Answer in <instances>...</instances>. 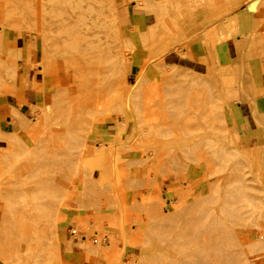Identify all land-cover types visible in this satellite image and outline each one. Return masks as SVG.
<instances>
[{
	"label": "rangeland",
	"instance_id": "rangeland-1",
	"mask_svg": "<svg viewBox=\"0 0 264 264\" xmlns=\"http://www.w3.org/2000/svg\"><path fill=\"white\" fill-rule=\"evenodd\" d=\"M70 1L72 4L66 8L64 16L51 26L38 25L14 5L11 7L15 9L9 7L6 14H0V30L10 37L16 35L31 40V36H35L36 57L32 67L35 71L43 70L38 74L51 78L53 82L44 100L33 105V119L26 120L14 132L0 134V172L7 173L0 174V188L3 189V192L0 189L3 223L0 261L3 264H61L58 232L70 222L74 230L68 241L86 239L83 245L89 249L103 247L101 254L108 264H115L116 259L121 258L126 245L132 250V255L126 256V264H159L167 256L173 258L175 254L188 251V245L178 242L180 236L187 237L197 230L201 233L202 229L209 235L214 231L216 239L224 235L221 233L220 236V229L232 220V216L226 217L217 210L229 201L230 185L243 188L245 202L251 204L243 209L238 223L249 236V241L242 247L245 254L238 240L228 242L222 236L221 241L228 242L233 253H241L242 264L262 255L264 238L259 239L256 230L264 229L258 225L259 222L264 225V141L252 139L244 133L235 110L240 102L256 95L252 66L264 63V0H133L132 15L141 17V20L130 23L123 15L124 6L130 0ZM236 14H248L244 19L248 25L245 34L240 35L236 29ZM74 17L79 18V33L88 37L85 40L89 45L87 49L100 50V61L97 62L100 66H93V70L98 69L100 79L95 76L93 67L88 66L91 62L87 61L86 55L79 54L62 38L61 24ZM218 26L222 27L217 29ZM224 28L227 33L218 35V31L222 32ZM238 35L239 41L234 38ZM43 36L48 39L46 44ZM228 38L234 40V47H229L231 59L220 60L215 45ZM194 41L205 47L203 58L198 59L190 53ZM117 54L122 60L121 66ZM192 59L196 63L189 61ZM112 61L115 64H111ZM56 62H60L61 70ZM104 62L107 63L105 66ZM263 65H260L261 69ZM110 67L118 69L109 70ZM111 70L116 72L115 75ZM104 84L111 85L105 87ZM101 92L102 95L107 92L104 103L95 102V107L93 99L89 100L91 106L86 97L92 99ZM72 95L75 99L70 100ZM193 95L197 96L196 99ZM88 108L89 112H86ZM179 122L189 129L180 126ZM120 136H125L124 142L119 140ZM88 150L97 155L84 164L81 159L86 157ZM131 153L137 159L133 163L126 161ZM94 159L104 162L96 172L90 169ZM131 166L139 170L137 180L130 177ZM11 173L13 175H9ZM120 175L122 177L118 180ZM140 189L145 195L137 199L134 194ZM118 200L126 210L121 223ZM172 205L178 209L174 210ZM80 210H91L94 215L68 219L69 213L76 214ZM219 214L226 222H220V228H216L218 226L211 222L220 218ZM90 220L93 225L89 224ZM183 223L189 227L181 235L175 229ZM124 226L130 237H126ZM52 230L57 233L56 246H50L53 235L49 233ZM118 234L122 246L111 244L105 247L108 245L104 244L107 236L116 238ZM92 239L96 240L97 247L93 246ZM110 248L114 249L112 259L105 252Z\"/></svg>",
	"mask_w": 264,
	"mask_h": 264
},
{
	"label": "crops",
	"instance_id": "crops-1",
	"mask_svg": "<svg viewBox=\"0 0 264 264\" xmlns=\"http://www.w3.org/2000/svg\"><path fill=\"white\" fill-rule=\"evenodd\" d=\"M133 2V0H130L128 4L126 3L123 11L125 21L129 23L133 20H141V17L132 15L130 7H135V5H132ZM247 15L236 14V29L240 35L245 34L248 29V25L244 20L245 17H248ZM220 27L222 26H218L217 29H220ZM220 32L219 30L218 35H225L227 29L224 28ZM234 38L239 41L240 36L238 35ZM233 41V38H228L215 45L220 60L227 61V59H231L229 47H234ZM190 51L192 56L198 59L203 58L206 54L205 47L198 41H194L191 44ZM35 57L36 40L32 41L24 37L18 38L16 35L10 37L8 33L0 30V134L14 132L26 120L33 119V105L37 104L38 101L44 100L46 94L52 89L53 82L51 78L42 77L38 74L41 70L35 71V68L32 67ZM189 61L194 62L193 59ZM261 64L264 63H255L252 66L256 95L245 102H240L236 107L235 115L239 124L244 127L243 129L246 135L252 139L256 138L257 140L264 141V70L261 69ZM112 138L115 140L114 135ZM119 140L124 142L125 136H120ZM136 160L133 153L129 157H126V161L132 163ZM94 171L96 172L98 169ZM138 173L139 170L136 166L130 167V177L132 180H137ZM134 195L137 199H140L142 195H145V192L140 189ZM93 215L94 213L91 210H80L76 214L72 212L67 216L69 220H72L76 217ZM67 223L58 232V250L61 264H108L101 254L103 253L101 250L103 247L100 249H89L83 245L86 239L80 241L73 238L69 242L68 236L74 230V227L70 222ZM89 224L93 225V221L90 220ZM2 225V219L0 218V230ZM95 232L94 236L97 237L98 232ZM124 232L126 237H130L131 234L127 233L126 226H124ZM92 243L94 247H97L95 239H92ZM104 244H108L105 247L111 244H116L118 247H121L123 243L120 234H118L116 238L107 236ZM130 255H132L131 247L126 245L120 258L121 263L126 264V256ZM0 264L3 263L0 261Z\"/></svg>",
	"mask_w": 264,
	"mask_h": 264
},
{
	"label": "bare ground",
	"instance_id": "bare-ground-1",
	"mask_svg": "<svg viewBox=\"0 0 264 264\" xmlns=\"http://www.w3.org/2000/svg\"><path fill=\"white\" fill-rule=\"evenodd\" d=\"M4 1H6V0H4ZM1 2L0 3V14H6L7 13V10H9V7H10V10L11 9H15L16 8V10L17 9H19V11L20 12H26L27 13V16L28 17H31V18H33L36 22H37V24L39 25V23H41V24H43V25H46V26H51V25H53L54 23H57V21L60 19V18H62L63 16H64V11L66 10V8H68L71 4H72V2L70 1V0H11V2H9L8 0H7V2L5 3V2ZM79 2V1H78ZM97 2V1H96ZM101 2V1H100ZM11 3V4H10ZM10 5V6H9ZM11 5L13 6L14 5V7H11ZM89 6V5H88ZM91 6V5H90ZM90 6H89V8H90ZM87 8V7H86ZM93 8V7H92ZM70 9V8H69ZM15 10V11H16ZM14 11V10H13ZM89 11V10H88ZM9 13V12H8ZM3 15H1V16H3ZM16 16V15H15ZM18 16H20L21 17V15H19L18 14ZM8 17V16H7ZM108 17V16H107ZM5 18V17H4ZM21 19H23V18H21ZM78 19L79 18H71V19H68L67 21H65L63 24H61V26H63V30H62V38H64V39H66V41L67 42H69L70 43V45H71V48L72 49H74L75 51L76 50H78L79 51V54L80 53H82V54H84V55H86V57L85 58H87V61L88 60H90V64L88 65V66H96L97 68L100 66L97 62H99L100 60H98L100 57V50L98 49V48H96V49H87V46H89L88 44H86V41L85 40H87V36L85 35V34H82V33H79V28H80V23H79V21H78ZM24 20V19H23ZM35 22V23H36ZM93 23V22H92ZM38 25H36V26H38ZM82 26V25H81ZM39 27V26H38ZM60 29H62L61 27H60ZM79 30V31H78ZM89 30V29H88ZM37 31V30H36ZM38 33H39V29H38V31H37ZM58 32V31H57ZM48 33H49V31H48ZM55 33V32H54ZM40 34V33H39ZM43 35V34H42ZM55 35H57V34H55ZM60 34H59V32H58V36H59ZM36 38H37V36H36ZM43 38V42H44V44H46L47 42H48V39L45 37V36H43L42 37ZM59 39V38H58ZM58 39H56V40H58ZM61 39V38H60ZM31 40L32 41H35L36 39H35V36H31ZM96 41V40H95ZM57 42V41H56ZM92 42V41H91ZM99 42V41H98ZM53 42H51V44H52ZM94 42H92V44H93ZM63 45V44H62ZM51 46H53V45H51ZM65 46V45H64ZM68 46H69V44H68ZM63 47V46H62ZM98 47V46H97ZM58 48V47H57ZM61 48V47H60ZM59 48V49H60ZM66 48V47H65ZM69 48V47H68ZM67 49V48H66ZM102 50H103V48H101ZM54 50V49H53ZM52 50V51H53ZM55 50H57L56 48H55ZM68 50H71V49H68ZM105 51H107V50H105ZM55 52V51H54ZM57 52V51H56ZM108 52V51H107ZM109 52H110V50H109ZM108 52V53H109ZM116 52V51H115ZM52 53V52H51ZM58 53V52H57ZM64 53V52H63ZM70 53V52H69ZM78 53V52H77ZM102 53V52H101ZM107 53V54H108ZM45 54V53H44ZM54 54V53H53ZM72 55L74 54V53H71ZM79 54H77V55H79ZM47 55V54H46ZM56 55V54H55ZM59 55V54H58ZM64 55V54H63ZM84 55H83V57H84ZM80 56H82V55H80ZM111 56V55H110ZM59 57H60V55H59ZM83 57H82V59L81 60H83ZM115 57V56H114ZM117 61H118V65H122V60L119 58V55L117 54ZM80 58V57H79ZM84 58V59H85ZM61 61V60H60ZM84 61H86V60H84ZM83 61V62H84ZM104 60H102V62H103ZM106 62V61H105ZM104 62V66H105V64H107V63H105ZM60 63V62H59ZM58 63V64H59ZM62 63H63V61H62ZM44 64V63H43ZM56 64H57V62H56ZM57 64V65H58ZM85 64V63H84ZM88 64V63H87ZM87 64H86V66H87ZM103 64V63H102ZM101 64V65H102ZM109 64H110V62H109ZM111 64H115V62L113 63V61H112V63ZM62 65V64H61ZM81 65V64H80ZM83 65V64H82ZM117 65V64H116ZM116 65L114 66V67H116ZM120 65V66H121ZM86 66H85V68H84V71H85V69H86ZM109 66V65H108ZM95 67V68H96ZM102 67V66H101ZM112 67V66H111ZM108 68L109 70L110 69H112V68ZM45 68V67H44ZM57 68H59V70H61L62 68L58 65V67ZM61 68V69H60ZM96 68V70H93L94 69V67L92 68V70L93 71H95L96 72V77L97 76H99V74H98V69ZM118 68H119V66H118ZM118 68H114V69H112V70H116V69H118ZM262 70H264V65L262 66ZM88 69V68H87ZM102 68H100L99 69V72H100V70H101ZM58 70V71H59ZM91 70V69H90ZM92 70H91V72H92ZM107 70V69H106ZM111 70V71H112ZM122 70V69H121ZM124 70V69H123ZM237 71V70H236ZM40 72H43V70H41ZM44 72H45V70H44ZM80 72H81V70H80ZM89 72V71H88ZM108 72H110V71H108ZM113 72V74H114V72L115 71H112ZM111 72V73H112ZM85 73V72H84ZM102 73V72H101ZM116 73V72H115ZM62 74V73H61ZM61 74L59 73V75L61 76ZM59 75H58V77H59ZM105 75H108L107 73L105 74ZM112 75V74H111ZM115 75V74H114ZM113 75V76H114ZM86 76V75H85ZM104 76V75H103ZM102 76V77H103ZM95 77V78H96ZM117 77V76H116ZM166 77V76H165ZM169 77V76H168ZM57 78V77H56ZM61 78V77H60ZM98 78V77H97ZM174 78H176V77H174ZM59 79V78H58ZM99 79H100V76H99ZM106 79H108V77L106 78ZM105 79V80H106ZM167 79V78H166ZM64 80V79H63ZM69 80V79H68ZM101 80H102V78H101ZM109 80V79H108ZM107 80V81H108ZM114 80V79H113ZM169 80V79H168ZM106 81V82H107ZM112 81V80H111ZM60 82V84H63L62 83V81H59ZM68 82V81H67ZM91 82V81H90ZM113 83H114V81H112ZM112 82H110V83H112ZM74 81H73V86H74ZM95 83H97V81L95 82ZM112 83V84H113ZM59 84V85H60ZM90 84V83H89ZM107 84V83H106ZM115 84V83H114ZM91 85V84H90ZM89 85V86H90ZM105 85V84H104ZM109 85V84H108ZM108 85H105V87L106 86H108ZM111 85V84H110ZM109 85V86H110ZM116 85V84H115ZM58 85H56V87H57ZM61 86V85H60ZM69 86H70V84H69ZM84 86V85H83ZM64 86H62V88H63ZM85 87V86H84ZM87 87V86H86ZM103 88H104V86H102ZM114 87V86H113ZM83 88V87H82ZM103 88H101V89H103ZM117 88V87H116ZM66 89H68V88H66ZM86 89V88H85ZM106 89V88H105ZM184 90V89H183ZM206 90V89H205ZM65 91V90H64ZM68 91V90H67ZM76 91V90H75ZM93 91V90H92ZM103 91V90H102ZM110 91V90H109ZM252 91V90H251ZM73 92V91H72ZM81 92H83V91H81ZM88 91H85V93H87ZM99 92V91H98ZM108 92V91H107ZM106 92V93H107ZM200 92V91H199ZM254 92V91H253ZM77 93V92H76ZM85 93L82 95L83 96V98H84V95H85ZM102 93L103 92H101L100 94L101 95H97L96 94V97L95 98H90L89 99V97L87 98L86 97V99H88V102H89V100H93V99H95L93 102L94 103H92V101H91V103L96 107V104H95V102H98L99 103V105H100V103L102 102V101H104L105 99H106V97H105V95L107 96V94L106 93H104L105 95H102ZM78 94V93H77ZM77 94H75L76 96H77ZM93 94V93H92ZM193 94V93H192ZM203 94V93H202ZM206 95H207V92L205 93ZM204 94V95H205ZM80 95V94H79ZM94 95H95V93H94ZM191 95V94H190ZM205 95V96H206ZM71 96V95H70ZM69 96V97H70ZM88 96V95H87ZM93 96V95H92ZM111 96V95H110ZM179 96V95H178ZM181 96V95H180ZM194 96V98L196 99V97H195V95H193ZM200 96V95H199ZM69 97H67L68 99H69ZM90 97H91V95H90ZM105 97V98H104ZM189 97V96H188ZM192 97V96H191ZM191 97H189V99L191 98ZM50 98V97H49ZM193 97L191 98L192 100L194 99ZM209 98V97H208ZM64 99V98H63ZM73 100V99H75L74 97H73V95H72V98L70 97V100ZM85 99V98H84ZM83 99V101H85ZM104 99V100H103ZM188 99V98H187ZM57 100V99H56ZM65 100V99H64ZM69 100V101H70ZM66 101H68V100H66ZM65 101V103L67 104L68 102H66ZM75 101V100H74ZM74 101H72V102H74ZM76 101H77V99H76ZM190 101V100H189ZM188 101V102H189ZM197 101V100H196ZM202 101H203V99H202ZM57 102V101H56ZM86 102V101H85ZM193 102V101H192ZM198 102V101H197ZM205 102V101H204ZM79 103V102H78ZM102 103H104V102H102ZM194 103H195V101H194ZM89 104H90V102H89ZM92 104H90L91 106H93ZM191 104V103H190ZM199 104V103H198ZM197 104V105H198ZM202 104V103H201ZM200 104V105H201ZM211 104V103H210ZM54 105V104H53ZM65 105V104H64ZM107 105V104H106ZM203 105V104H202ZM207 105V104H206ZM62 106V105H61ZM187 106V105H186ZM189 106V105H188ZM188 106L186 107V108H188ZM191 106H193L192 104L190 105V108H191ZM194 106L196 107V105L194 104ZM199 106V105H198ZM222 106V105H221ZM99 107V106H98ZM101 107V106H100ZM107 107V106H106ZM110 107V106H109ZM108 108V107H107ZM205 108V107H204ZM62 109V108H61ZM95 109V108H94ZM108 109H110V108H108ZM189 109V108H188ZM193 109H194V107H193ZM211 109V108H210ZM87 110V111H86ZM85 111L86 112H89L88 110H89V108L88 109H86ZM99 110V109H98ZM180 110V109H179ZM184 110V109H183ZM194 110H197V109H194ZM205 110V109H204ZM92 111V110H91ZM191 111V110H190ZM85 112V113H86ZM187 112V111H186ZM199 112V111H198ZM212 112V111H211ZM191 113H193L192 111H191ZM200 113H201V111H200ZM84 114V113H83ZM91 114H95V113H91ZM90 114V115H91ZM196 114H198V113H196ZM219 114V113H218ZM58 115V114H57ZM75 115H77V114H75ZM80 115H82V114H80ZM107 115V114H106ZM195 115V114H194ZM193 115V116H194ZM214 115V114H213ZM74 116V115H73ZM93 116V115H92ZM170 116V115H169ZM168 116V117H169ZM192 116V117H193ZM199 116V115H198ZM202 116V115H201ZM205 116L207 117V115L205 114ZM204 116V117H205ZM215 116V115H214ZM167 117V118H168ZM179 117V116H178ZM178 117H177V119H178ZM209 117V116H208ZM49 118V117H48ZM75 118V117H74ZM80 118V117H79ZM78 118V119H79ZM85 118V117H84ZM166 118V119H167ZM203 118V117H202ZM210 118H212L211 116H210ZM77 119V118H76ZM187 119H188V117H187ZM189 119H191V117L189 118ZM193 119V118H192ZM208 119V118H207ZM48 120V119H47ZM46 120V121H47ZM80 120V119H79ZM82 120V119H81ZM87 120H89V119H87ZM197 120V119H196ZM195 120V121H196ZM202 120V119H201ZM213 120V119H212ZM218 120V119H217ZM220 120L221 119H219V122H220ZM172 121V120H171ZM206 121V120H205ZM208 122H210V119H208L207 120ZM205 122V124L207 125L208 124V122ZM68 122V121H67ZM82 122H84V121H82ZM181 122V121H180ZM179 122V123H180ZM203 122V121H202ZM256 122V121H255ZM166 123V122H165ZM164 123V124H165ZM168 123H169V121H168ZM175 123H176V121H175ZM189 123H191L190 121H189ZM194 123V122H193ZM53 124V123H52ZM204 124V123H203ZM255 124H257V123H255ZM259 124V123H258ZM215 125V124H214ZM217 125V124H216ZM260 125V124H259ZM171 126V125H170ZM178 125H177V123H176V126H175V130H176V127H177ZM180 126H183L184 128H187V129H189L188 128V126H184V125H182L181 123H180ZM196 126V125H195ZM182 127V128H183ZM192 127V126H191ZM263 127V126H262ZM171 128V127H170ZM200 128V127H199ZM207 129V128H206ZM141 130V129H140ZM155 130V129H154ZM157 130V129H156ZM178 130V129H177ZM201 130V129H200ZM224 130V129H223ZM222 130V131H223ZM162 131V130H161ZM164 131V130H163ZM171 131V130H170ZM202 131V130H201ZM46 132V131H45ZM44 132V133H45ZM77 132V131H76ZM75 132V133H76ZM153 132V131H152ZM159 132V131H158ZM157 132V133H158ZM86 133V132H85ZM150 133V132H149ZM221 134V133H220ZM48 135V134H47ZM163 135V134H162ZM172 135V134H171ZM45 135H43V136H41L42 137V139H43V137H44ZM48 137V136H47ZM50 137V136H49ZM58 137V136H57ZM78 139H81V138H78ZM50 140H51V137H50ZM58 140H59V142H58ZM57 140V143L58 144H60V139H58ZM54 140H52V142H53ZM50 142V141H49ZM215 144V143H214ZM218 144V143H217ZM33 148V147H32ZM37 148V147H36ZM58 148V147H57ZM121 148V147H120ZM242 148V147H241ZM59 149V148H58ZM63 149V148H62ZM61 149V150H62ZM94 149V148H93ZM170 149V148H169ZM34 150V149H33ZM170 150H172V149H170ZM198 150H200V149H198ZM63 151V150H62ZM205 151V150H204ZM203 151V152H204ZM69 152V151H68ZM94 151H91V150H88L87 151V155H86V157H84V158H82L81 159V162L82 163H84V164H87V160L90 158V157H92V156H96L97 154H94L93 153ZM202 152V151H201ZM216 153H217V151H216ZM215 153V154H216ZM214 154V153H213ZM9 155V154H8ZM40 157V156H39ZM45 157V156H44ZM47 157V156H46ZM173 157V156H172ZM215 157V156H214ZM7 160L9 161V159L7 158ZM11 161V160H10ZM10 161H9V164H11L10 163ZM59 161H61V160H59ZM69 161H71V160H69ZM13 162H15V161H13ZM81 162H79V163H81ZM233 162V161H232ZM61 163V162H60ZM60 163H59V166H61L60 165ZM104 162L103 161H100L99 159H94L93 161H92V163L90 164V169L92 168V171L93 170H96V169H98L99 167H101L102 166V164H103ZM6 164H8L7 162H6ZM42 164V163H41ZM57 164V163H56ZM58 165V164H57ZM79 165V164H78ZM81 165V164H80ZM79 165V166H80ZM35 167V166H34ZM84 167V166H83ZM103 167V166H102ZM209 168H211V167H209ZM8 169V168H7ZM9 170H11V169H9ZM43 170H44V168H43ZM103 170V169H102ZM105 170V169H104ZM210 170H212V168L210 169ZM45 171V170H44ZM75 171V170H74ZM91 171V170H90ZM4 172V171H3ZM213 172V171H212ZM6 172H4L3 174H5ZM44 173H46V171L44 172ZM103 173V172H102ZM229 173V172H228ZM0 174H2L1 172H0ZM2 174V175H3ZM47 174V173H46ZM49 174V173H48ZM104 174V173H103ZM6 175H7V173H6ZM9 175H13L12 173L11 174H9ZM2 177V176H1ZM9 177V176H8ZM121 177H122V175H120L119 177H118V180H120L121 179ZM205 177V176H204ZM227 177V176H226ZM257 177V176H256ZM11 178V177H10ZM259 178V177H258ZM263 178V177H262ZM10 180V179H9ZM21 180V179H20ZM24 179H22V181H23ZM27 181H29L28 179H26ZM32 180V179H31ZM39 180V179H38ZM228 180V179H227ZM231 180H232V178H231ZM25 181V180H24ZM2 182V181H1ZM26 182V181H25ZM42 182V181H41ZM34 183V182H33ZM113 183V182H112ZM189 183V182H188ZM192 183V182H191ZM38 184V183H37ZM99 184V183H98ZM105 184V183H104ZM209 184V183H208ZM240 184V183H239ZM242 184V183H241ZM92 185V184H91ZM97 185V184H96ZM102 185V183H100V186ZM211 185H213V182H212V184ZM236 185V184H235ZM244 185V184H243ZM5 186V185H4ZM99 186V185H98ZM98 186L96 187V188H98ZM232 188H230L229 189V192H227V197H228V200L229 201H227L226 203H223V205L222 206H220L219 208L218 207H214V208H218V212L219 213H224V214H226L227 216L226 217H228V215H230V216H232V220H230L229 221V223H227V225H225L224 226V228H221L220 229V236H221V233H224V235L222 234V236L224 237V239L223 240H227L228 242H231V241H233V240H238V242H239V244H240V246H241V248L242 247H244V245H245V242H247V241H249V236H247L246 234H245V231H242V229H241V227H239L238 226V223H239V220L241 219V212L243 211V209L245 208V207H248V206H251V204L249 205V202L247 203V202H245V199H246V195H245V190L243 189V188H235V187H233V185H230ZM15 187V186H14ZM13 187V188H14ZM22 187V186H21ZM220 187V186H219ZM19 188V187H18ZM113 188V187H112ZM1 189V188H0ZM9 189L11 190V188L9 187ZM189 189V188H188ZM3 189H1V192H3L2 191ZM6 190V189H5ZM95 190V189H94ZM106 190H108V189H106ZM115 190H116V188H115ZM113 191V195H115L116 193V191ZM209 190V189H208ZM213 190H214V188H213ZM222 190V189H221ZM7 191H9V190H7ZM97 192V190L95 191V193ZM187 192V191H186ZM28 193V192H27ZM110 193V192H109ZM118 193V192H117ZM221 194H223V193H221ZM29 195V194H28ZM34 195V194H33ZM95 195V194H94ZM117 195V194H116ZM115 195V196H116ZM183 195V194H182ZM25 196V195H24ZM115 196H114V198H115ZM222 196H224V195H222ZM32 197V196H31ZM27 198H28V196H27ZM30 198V197H29ZM33 198H35V197H33ZM116 198H119L118 196L116 197ZM19 200H20V198H18ZM220 199H222L221 198V196H220ZM22 200V199H21ZM31 200V199H30ZM100 200H101V198H100ZM194 200V199H193ZM208 200V199H207ZM217 200H218V198H217ZM105 201V200H104ZM112 202H114L113 200H111ZM116 202V201H115ZM159 202V201H158ZM157 202V203H158ZM208 202V201H207ZM212 203V202H211ZM216 203V202H215ZM218 203V202H217ZM35 204V203H34ZM160 204V203H159ZM162 204V203H161ZM194 204V203H193ZM209 204V203H208ZM219 204H221V203H219ZM27 205V204H26ZM33 205V204H32ZM191 205V204H190ZM189 205V206H190ZM216 205H218V204H216ZM14 206V205H13ZM35 206V205H34ZM36 206H37V204H36ZM41 206V205H40ZM159 206V205H158ZM173 206V208H174V210H176V209H178V207H174V205H172ZM23 207H25V206H23ZM37 207H39V206H37ZM155 207V206H154ZM160 207V206H159ZM185 207V206H184ZM193 207V206H192ZM195 207V206H194ZM200 207V206H199ZM202 207V206H201ZM125 208V207H124ZM124 208H123V206L121 205V201L120 200H118V204H117V209H118V219H119V222L121 223L122 221H123V218H124V215L126 214V210H124ZM182 208V207H181ZM187 208V207H186ZM205 208V207H204ZM33 209H34V207H33ZM36 209V208H35ZM40 209V208H39ZM38 209V210H39ZM157 209V208H156ZM155 209V210H156ZM185 209V208H184ZM202 209V208H201ZM159 210V209H158ZM183 210V209H182ZM188 210V209H187ZM193 210V209H192ZM197 210V209H196ZM32 210H30V212H31ZM41 211V210H40ZM184 211V210H183ZM201 211V210H200ZM254 211V210H253ZM259 211V210H258ZM26 212V211H25ZM28 212H29V210H28ZM191 212V211H190ZM196 212H198V210L196 211ZM204 212H205V210H204ZM37 213V212H36ZM39 213V212H38ZM157 213V212H156ZM202 213V212H201ZM254 213V212H253ZM252 213V214H253ZM20 214V213H19ZM31 214V213H30ZM161 214V213H160ZM166 214V213H165ZM170 214V213H169ZM195 214V213H194ZM200 214V213H199ZM211 214V213H210ZM255 214V213H254ZM253 214V215H254ZM20 215H22V214H20ZM27 215V214H26ZM42 216H41V218L42 217H44L43 216V214H41ZM156 215V214H155ZM162 215V214H161ZM191 215V214H190ZM37 216H38V214H37ZM160 216V215H159ZM163 216V215H162ZM196 216V215H195ZM202 216H203V213H202ZM204 216H205V214H204ZM219 216H220V214H219ZM222 216V217H221ZM220 216V218L218 217H216L211 223H214L215 225H217L218 227H216V228H220L219 227V224H220V222L221 223H223V224H225V220L223 219V218H225L223 215H221ZM19 217H21V216H19ZM168 217V216H167ZM210 217V216H209ZM260 217V216H259ZM36 218H38V217H36ZM203 218V217H202ZM202 218H201V220H202ZM230 218V217H229ZM264 218V217H263ZM26 219V218H25ZM38 219H40V218H38ZM37 219V220H38ZM42 219H44V218H42ZM48 219V218H47ZM55 219V218H54ZM171 219V218H170ZM199 219V218H198ZM31 219H29V221H30ZM36 220V221H37ZM186 220V219H185ZM189 220V219H188ZM210 220H211V218H210ZM19 221V220H18ZM39 221V220H38ZM50 221V220H49ZM49 221H47V223L49 222ZM199 222L198 223H200V220H198ZM225 221V222H224ZM20 222V221H19ZM18 222V223H19ZM27 222V221H26ZM25 222V223H26ZM32 222V221H31ZM51 223L53 222L52 220L50 221ZM190 222V221H189ZM193 222V221H192ZM197 222V221H196ZM205 222V221H204ZM55 223V222H54ZM186 223H188V221H186ZM194 223V222H193ZM197 223V224H198ZM209 223V222H208ZM237 223V224H236ZM258 223V222H257ZM173 224V223H172ZM179 224V223H178ZM192 224V223H191ZM263 223H258V225L260 226V227H262L263 228V226L264 225H262ZM18 225V224H17ZM27 225V224H26ZM185 225H187V224H185ZM23 226H25V225H23ZM33 226V225H32ZM171 226V225H170ZM174 226V225H173ZM173 226H172V228H173ZM178 226V225H177ZM191 226V225H190ZM189 227V226H188ZM188 227H185L184 226V223L183 224H181L178 228H176L175 229V232H176V230H178V233L179 234H181V235H183V231H184V229L185 228H188ZM202 227V226H201ZM206 227H208V226H206ZM215 227V226H214ZM259 227V228H260ZM22 228V227H21ZM26 228V227H25ZM27 228H28V226H27ZM159 228V227H158ZM19 229H20V227H19ZM29 229V228H28ZM121 229H122V226H121ZM190 229H192V228H189V230ZM199 229V228H198ZM202 229V228H201ZM212 229H213V227H212ZM158 230V229H157ZM203 230V229H202ZM201 230V233H199L198 232V230H197V232L196 231H193L189 236H187L186 237V235H185V233H184V235H185V237L184 238H182V236H180V238L178 239V242H180V243H184V244H186V245H188L189 246V249H188V251H184V253H180L179 254V252L177 251V254H179V255H174V257L173 258H168V256L165 258V259H162V261L160 262L159 260V264H242L243 262H242V258H241V256H240V254H238V253H233V251L231 250L232 248L231 247H229V246H227V244H228V242L226 243L225 241H221V238H222V236H221V238H218V239H216L215 238V232L214 231H212V232H214V234L212 235V232H211V234L209 235V234H207L206 233V231L205 232H203ZM204 230H206V229H204ZM214 230H215V228H214ZM219 230V229H218ZM217 230V231H218ZM186 232H188L187 230H185ZM199 231H200V229H199ZM157 232V231H156ZM42 233H44V232H42ZM52 233V234H51ZM51 233H49V235L51 236V235H53V236H51L53 239V241L50 239V242H52V245H50V246H56L57 245V243H56V241L54 240V239H56V238H58L57 237V233H56V231L55 230H52V232ZM159 233V232H158ZM174 233V232H173ZM217 233V232H216ZM219 233V232H218ZM256 233H257V237L259 238V239H263L264 238V229H257L256 230ZM163 234V233H162ZM42 235V234H41ZM46 235V234H45ZM44 235V236H45ZM215 235V236H214ZM219 235V234H218ZM166 236V235H165ZM168 236H170V235H168ZM167 236V237H168ZM165 238V237H164ZM172 238V237H171ZM173 239H175V237L173 238ZM170 240V239H169ZM172 241V240H171ZM170 241V242H171ZM183 241V242H182ZM166 242V241H165ZM174 242V241H173ZM237 242V243H238ZM234 243H236V242H234ZM41 244V243H40ZM51 244V243H50ZM168 244H170V243H168ZM35 245V244H34ZM34 245H33V247H34ZM167 245V244H166ZM236 245V244H235ZM171 246V245H170ZM237 246V245H236ZM262 246H264V242L262 243ZM7 247H8V245H7ZM172 247V246H171ZM184 247V246H183ZM187 247V246H186ZM172 248H174V247H172ZM176 249H177V246H176ZM183 248H181V250H182ZM243 249V248H242ZM241 249V250H242ZM169 250H170V248H169ZM173 250V249H172ZM178 250V249H177ZM240 250V249H239ZM34 251V250H33ZM171 251V250H170ZM169 251V252H170ZM176 251V250H175ZM174 251V252H175ZM180 251V250H179ZM105 252H107V254H109L108 256H109V258L110 259H112L113 258V252H114V249H112V248H110V249H108V250H106ZM172 253H173V251H171ZM243 252H244V254H245V249H243ZM242 252V253H243ZM256 252H254V254H255ZM29 254H31V253H29ZM164 254H166V253H164ZM163 254V255H164ZM169 254V253H168ZM170 255V254H169ZM31 256V255H30ZM166 256V255H165ZM173 256V255H172ZM171 256V257H172ZM249 256V255H248ZM251 256H253V254H251ZM256 256V255H255ZM245 257H247V256H245ZM158 258V257H157ZM252 258V257H251ZM250 258V259H251ZM248 260V259H247ZM158 261H156V262H158ZM117 264H119V262H120V257L119 258H117L116 259V261H115ZM115 263V264H116ZM153 263V262H152ZM150 264V263H149ZM156 264V263H155ZM246 264V263H245ZM247 264H264V253L262 254V255H260V256H258V257H255V258H252L251 259V261L249 262H247Z\"/></svg>",
	"mask_w": 264,
	"mask_h": 264
}]
</instances>
